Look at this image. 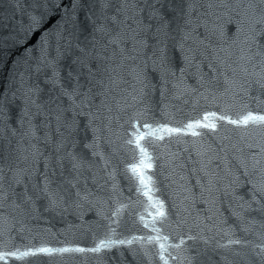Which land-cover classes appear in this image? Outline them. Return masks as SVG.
Wrapping results in <instances>:
<instances>
[{
	"label": "snow or ice",
	"instance_id": "snow-or-ice-1",
	"mask_svg": "<svg viewBox=\"0 0 264 264\" xmlns=\"http://www.w3.org/2000/svg\"><path fill=\"white\" fill-rule=\"evenodd\" d=\"M12 6V17L0 19V30L8 31L0 40V52L18 49L23 50L25 55L16 62L18 71L13 75L14 87L0 95V207L9 201L10 194L16 197L11 206L25 215L37 211L35 201L41 198L47 201L46 211H67L68 207L83 209L85 205L91 207L100 203L86 182L84 187L80 186L81 170L85 165L91 167V162L81 149L107 163L101 141L112 118L103 113L113 111L110 100L120 109V101L115 93L122 91L121 85L128 83L125 79L127 71L135 82L129 85L132 89L129 95L135 103L128 104L125 98L124 107L143 106L129 117V127L125 129V144L134 145L140 157L138 164L130 165L143 186L139 190L148 188L143 170L153 166L152 156L144 143L146 137L163 140L164 133L201 137L203 133L197 129H208L215 135L223 128L225 135L221 140L228 141L220 148L225 154L223 157H219L211 145L198 152L205 158L200 162L199 171L209 177L207 184L201 185L202 192L212 194L211 177L216 173L209 171V165L213 163L215 155L231 177L228 189L233 198L239 201L237 207L241 211H234L233 214L243 216L244 213L256 211L264 215V113L247 110L244 103L245 99H256L253 92L258 91L264 96V0H68L67 5L64 0H25L24 3L14 0ZM17 12L22 18L10 24ZM81 12H84V22L79 20ZM57 16L59 23L50 31H45ZM41 33L38 49L41 55L37 57V49L28 48V44ZM170 41L173 42L172 47L180 51L185 63L190 64L198 54L211 55L214 63H210L209 67L218 76H223V81L217 80L213 86L211 81L202 79L199 87L211 89L213 99H217V87L223 88L221 95L231 94L233 101L238 98L242 111L236 118L228 114L234 105H227L220 113L205 111L202 118L189 120L183 127L154 125L147 119L151 109L145 103V98L156 88L148 78L149 60L152 70L160 74L161 96L169 83L168 76L176 77L171 70ZM189 41L196 47L188 46ZM53 46L55 57H51ZM148 50H151L150 57ZM24 66H27L25 71H19ZM180 72L181 76L176 77L173 84L177 91H180L179 86L183 83L184 69L181 68ZM41 73L45 74L44 83L50 85L47 99L43 102L41 98L45 89L38 82ZM16 109L19 111L16 112ZM45 113L49 121L54 119L57 125L54 135H45L44 138L45 146L49 143L53 145V155L51 158L45 157L43 179L34 184L30 192L27 185L39 171L37 165L44 156L33 121ZM14 117L20 130L9 123ZM224 125L232 127L224 128ZM46 126L50 127V123ZM81 130L83 138L80 136ZM107 142L111 143L110 140ZM229 154L231 160L228 159ZM49 159L55 160L51 175L47 171ZM65 162L70 165L69 172L75 175L68 178L61 171L62 178L53 179L57 175L55 169L63 170ZM217 167L220 165L217 164ZM7 172H11L12 177L4 187ZM245 184L249 185L248 199L236 195L237 189ZM15 186H23V192L17 193ZM149 192L150 189L144 191V195L151 200ZM210 203L214 205L215 199ZM154 207L155 215L161 218L159 223L163 224L167 219L163 202L155 201ZM197 220L193 223L201 232L212 230L207 225L201 228ZM0 224L4 225L0 227V235L8 233L11 239L12 228L7 226V217L0 215ZM156 225L157 221L153 219L151 224L145 223L144 226L156 233L155 236H148L147 242L159 246L158 255L163 264H169V259L177 264H220V261L224 264H264V244L253 246L249 255L231 248L232 245L246 247L249 241L229 239L225 244H213L214 237L201 235L200 232L193 234L191 228L180 237L179 243H169V236L162 234V229ZM261 228H264V222ZM243 230L250 229L245 227ZM259 235L264 237V233ZM187 241L192 243L187 244ZM125 243L130 244L131 241L106 237L91 248L38 247L21 251L19 248L9 249L5 242L0 245V261L8 264L10 259L22 260L40 253L99 254L102 249L111 250L114 245ZM257 248L259 251H255ZM221 249L225 251H219ZM131 254L135 258V250ZM144 255H148L147 250ZM215 256H219L220 261L214 259ZM234 257H240V261L234 260Z\"/></svg>",
	"mask_w": 264,
	"mask_h": 264
},
{
	"label": "water",
	"instance_id": "water-1",
	"mask_svg": "<svg viewBox=\"0 0 264 264\" xmlns=\"http://www.w3.org/2000/svg\"><path fill=\"white\" fill-rule=\"evenodd\" d=\"M13 2L14 0H0V19L12 17ZM24 2L25 0H21V3ZM64 3L67 5L68 0H64ZM21 18L17 12L10 24ZM84 19V12H81L79 20L84 22ZM57 23H59L58 16L51 20L45 31H50ZM7 34V29L0 30V40H3ZM42 35L43 33L35 35L28 44V48L37 49L35 54L37 57L41 55L38 49ZM172 43L169 42V55L172 58L171 70L176 73V77H180V69H184L183 83L179 86L180 91H177L173 88L176 77L169 75V83L164 88V95L161 96L160 74L158 71L152 70L149 60L148 78L151 84L156 85V88L154 91H150L145 98V103L151 109L147 119L154 125L159 123L167 124L169 127H183L189 120L202 118L205 111L220 113L227 105H234L228 114L232 118H236L242 111L238 98L233 101L231 94L221 95L223 88L217 87L215 91L217 99H213L211 89L205 90V88L199 87L202 79L206 82L211 81L213 86L216 85L217 80L221 83L223 81V76H218V73L209 67L210 63H214L211 55L198 54L188 64L182 59L180 51L172 47ZM188 46L196 47L191 41L188 42ZM54 48L55 46L51 50V57L56 56ZM24 55V51L18 49L0 52V95L14 87L13 75L18 71L16 62ZM147 55L151 56V50L147 51ZM26 67L24 66L19 71H25ZM34 79H36L35 76ZM125 79L128 83L121 85L123 90H117L115 93L116 99L120 101V109L110 100L109 102L113 104V111L103 113L104 116L112 118L110 127L105 129L104 140L101 141L107 163L105 164V161L100 160L99 157H92L87 150L81 149L91 162V167L85 165V168L81 170L80 186L84 187L86 182V186L94 192L95 199L100 203L91 207L85 205L83 209L68 207L67 211H46L47 201L41 198L35 201L34 206L37 211L34 214L25 215L11 206L16 197L10 194L9 201L0 207V215L7 217V226L12 228L11 239H9L8 233L0 235V245L6 242L9 249L19 248L21 251L38 247L79 246L91 248L100 239L106 237L116 241H131V243L116 244L111 250L102 249L99 254L54 253L48 255L40 253L22 260L10 259L8 264H163L158 255L159 246L147 242V237L155 236L156 233L144 225L145 223L151 224L153 219L157 221L156 226L162 229V234L169 236V243H179L180 237L191 228L193 234L200 232L201 235L214 237L213 244L216 242L225 244L229 239L249 241L250 243L246 247L231 246V248L249 255L252 253L253 246L264 244V237L259 235V233H264V228H261L264 215L256 211L244 213L243 216L233 214L234 211L237 213L241 211L237 207L239 201L233 198L231 190L227 187L231 177L224 169L223 163L213 153H209V155H213V163L209 165V171L216 173L211 177L213 191L211 196L207 191L202 192L201 185H206L209 177L199 171L200 162L205 158L198 155V152L204 151L208 145H211L213 151L218 153L219 157H223L225 154L220 151V148L228 144V141L221 140V137L225 135L223 128L215 135L208 129H197L203 133L201 137H192L190 134L184 133H164L163 140L146 137L144 143L148 153L152 156L153 166L143 170L148 188L139 190L143 186L139 182L138 174L133 173L130 165L138 164L140 157L138 151L134 150V145L125 144L127 139L125 129L129 127V117L143 106L137 104L135 108L124 107L125 98L128 104L135 103L129 95L132 91L129 85H134L135 82L127 71H125ZM44 80L45 74L41 73L38 82L45 89L41 102L47 99L50 88V85L45 84ZM206 87H208L207 84ZM193 89L197 91H193ZM181 92L183 94H180ZM252 95L256 99L244 100L247 110L264 113V96H261L258 91L253 92ZM15 111L18 112L19 109ZM80 119L83 120V118ZM9 123L13 128L20 130L15 117ZM33 123L37 126L36 135L39 137L41 152L44 153V156H41L40 163L37 165L39 171L27 185L30 192L33 191V185L43 179L45 157L51 158L53 155V145L49 143L45 146L44 144L45 135H54L57 126L54 119L49 121L47 113L38 116ZM47 123H50V127L46 126ZM231 127V125H224V128ZM80 136L83 138V130H81ZM88 137L91 139V132L88 133ZM109 140L111 143L107 142ZM228 159L231 160V154ZM48 163L47 171L51 175L55 160L49 159ZM217 164L220 167H217ZM232 164L235 166V161ZM69 169L70 165L65 162L63 170L58 167L55 169L57 175L53 179L60 180L62 178L61 171L65 177L71 178L75 174L70 173ZM194 169L197 171H193ZM11 177L12 173L7 172L8 179L4 182V187H7ZM148 177L151 179L148 180ZM241 179L243 180L244 177ZM198 180H200L199 184ZM248 188L249 185L245 184L237 189L236 195H242L248 199ZM148 189H150L151 200L144 195V191ZM23 190V186H15L17 193H22ZM213 199H215L214 205L210 203ZM155 201L163 202V211L167 217L163 224L159 223L161 218L155 215ZM17 202L19 201L17 200ZM185 209H189V211H185ZM113 213L116 214L113 215ZM207 217H211V219H206ZM194 220L200 223L201 228L207 225L212 230L205 229L201 232L200 228L195 227ZM253 220L255 223L250 224L249 221ZM214 225L215 227H213ZM0 227H4V225L0 224ZM245 227L250 230L244 231ZM141 238H144L143 241ZM142 243L144 244L143 248H141ZM186 243L191 244L192 242L187 241ZM200 246H203L202 242ZM133 250L136 253L135 258L131 254ZM145 250L148 252L147 256L144 255ZM170 251L172 250L170 249ZM255 251H259V249L257 248ZM214 259L220 261L219 256H215ZM233 259L240 261V257ZM0 264L3 262L0 261ZM169 264H177V262L169 259ZM220 264H224V262L220 261Z\"/></svg>",
	"mask_w": 264,
	"mask_h": 264
}]
</instances>
